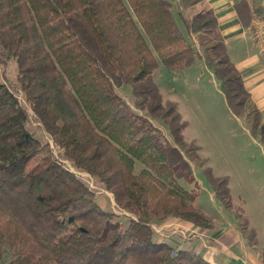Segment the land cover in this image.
<instances>
[{
    "label": "trees",
    "instance_id": "obj_1",
    "mask_svg": "<svg viewBox=\"0 0 264 264\" xmlns=\"http://www.w3.org/2000/svg\"><path fill=\"white\" fill-rule=\"evenodd\" d=\"M0 0V56L13 58L17 80L41 129L73 167L96 177L123 216L104 209L50 143L27 130L26 109L0 81V259L8 264H211L193 249L154 240L153 220L169 216L212 228L194 205L196 148L184 140L177 104L162 102L153 73L181 70L197 56L213 71L231 113L251 115L249 131L264 150V116L232 63L217 17L205 0ZM251 30L257 8L234 4ZM126 84L133 106L160 118L173 142L117 92ZM262 120V121H261ZM136 163L140 169L135 170ZM204 176L233 211L250 244L256 232L232 203L229 177ZM195 183L185 189L179 180ZM7 264V263H6ZM264 264V253L262 254Z\"/></svg>",
    "mask_w": 264,
    "mask_h": 264
},
{
    "label": "rangeland",
    "instance_id": "obj_2",
    "mask_svg": "<svg viewBox=\"0 0 264 264\" xmlns=\"http://www.w3.org/2000/svg\"><path fill=\"white\" fill-rule=\"evenodd\" d=\"M175 17L177 21L181 20L177 13H175ZM252 36H254V40H257L254 34ZM185 37L187 41L191 43L192 47L198 53H201V49L196 40H193L191 37L188 38V36ZM197 58L199 57L196 56L194 60ZM197 63L195 64L193 62L185 69L173 72L163 65L161 69L155 71L153 77L155 78V82L161 87L163 104H166V101L170 100L175 102L181 118L183 115V119L188 122V126L184 129L183 133H185L186 139H194V142L184 139L188 144L192 143V145L196 147L191 152L196 156L195 160L191 161L194 177L196 176L198 180L201 178L204 180L202 168L210 167L206 159L204 160L206 155L209 162L217 170L221 171L228 167L231 168L236 175H239L238 173L242 170V167L245 171H252V173H247L249 177H242V179L249 182L247 186H249L251 182L256 185L252 179L258 180L261 178L264 180V151L260 146H263V144L260 142L259 137L253 136L249 131L251 115L247 114L246 111L239 117L233 115L221 92L219 80L212 74L213 71L206 66L205 62L198 60ZM0 81L8 85L11 91L18 97L21 105L26 109L28 119L25 126L27 130L32 132L39 140L43 142L48 141L54 156L62 161L67 168L75 172L77 176L94 191L96 201L104 209L118 214L120 223L123 225L125 222L123 216L128 213L116 206L112 193L107 191L96 177H92L85 171L73 167L71 162L63 156L57 146L53 145L49 135L41 129L36 116L29 108L21 91L20 84L17 80V64L15 59H5L0 56ZM116 90L132 106L134 111L146 115L151 122L173 142L168 126L160 118L151 116L146 109L139 110L133 106L135 97L132 94L129 84L116 88ZM263 116L264 113L261 112L262 119ZM244 126L247 128L248 132ZM200 165L202 166L200 167ZM179 183L185 189L190 187L188 190L195 188V183H188L184 179H180ZM198 190L199 187L197 185V191ZM251 190V192L249 191L251 196L254 197L255 194H258L255 193V189V191L253 189ZM197 194H199V191ZM200 195L195 205L197 208L201 205L204 206L203 203H200L207 199L205 191H202ZM161 222V220H153L151 223L154 231V240L158 237V233H163V236L169 234V231L166 232V230L160 227ZM5 256H7L6 259ZM10 259L11 257L9 255H4V258H1L0 261L8 264Z\"/></svg>",
    "mask_w": 264,
    "mask_h": 264
},
{
    "label": "crops",
    "instance_id": "obj_3",
    "mask_svg": "<svg viewBox=\"0 0 264 264\" xmlns=\"http://www.w3.org/2000/svg\"><path fill=\"white\" fill-rule=\"evenodd\" d=\"M168 1L171 3V11L184 36L196 40L194 35L187 34L182 20L177 21L176 19V0ZM237 1L239 0H205L207 5L214 10L229 58L239 71L243 84L250 93L251 101L260 112L264 113V0H246L250 7L257 8L252 19V30L244 27L240 22L234 7ZM253 34L257 40H254ZM197 59L204 62L202 59ZM197 59L194 60L195 64L198 62ZM162 66L163 64L160 63L158 70ZM171 72L173 71L171 70ZM154 74L155 72L153 77ZM157 86L162 95L161 87L159 84ZM186 123L185 128L188 126L187 121ZM183 136L186 141L194 142V139H186L185 133H183ZM260 146L263 149V146ZM205 159L215 175L229 177L228 185L232 203L243 209V215L248 220L249 226L253 227L256 232V242L253 244L248 242L238 226V219L233 211L223 207L205 176L204 180L202 178L198 180L195 176L199 194L195 197L194 205L197 204L201 192L205 191L207 199L200 203H203L204 206L201 205L198 208L212 218L214 226L212 228H201L181 218L169 217L161 220L160 223V227L166 232L169 231V234L163 236L162 232V234L158 233V237L155 238L156 241L165 242L175 249H193L211 264H262V254L264 253V180L251 178L256 185L251 182L247 186L249 182L242 179V177H249L247 173H252V171H245L243 167L238 173L239 175H236L228 167L220 171L209 162L206 155ZM139 166L140 164L136 163V171L140 169L141 166ZM187 189H190V187H187ZM251 189H255V193L258 194H255L254 197L251 196L249 193V191H252ZM6 258L7 256H5ZM0 264H6V262L2 263L0 261Z\"/></svg>",
    "mask_w": 264,
    "mask_h": 264
}]
</instances>
